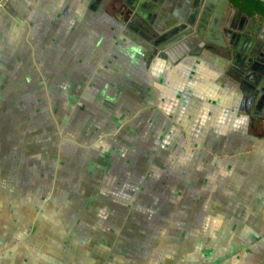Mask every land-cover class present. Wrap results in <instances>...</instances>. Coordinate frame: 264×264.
Here are the masks:
<instances>
[{
    "label": "rangeland",
    "instance_id": "rangeland-1",
    "mask_svg": "<svg viewBox=\"0 0 264 264\" xmlns=\"http://www.w3.org/2000/svg\"><path fill=\"white\" fill-rule=\"evenodd\" d=\"M57 10L53 12L56 13ZM70 15L74 17V11L65 10L62 11L61 17L66 16L67 18ZM2 29L5 31L4 35L0 32L2 40H7L10 33L9 28L4 25ZM20 33V36H23L21 42L26 44L28 51L31 44L32 52H27L26 57L23 59L15 55L4 56L0 61V78L4 80H0V83L4 81L7 84H13L16 77L20 75L29 76L27 72L29 70L30 73L37 75L39 78L37 87L43 91L41 93H37L39 91L33 92L29 103L34 105L36 110L22 116L26 105L24 107L14 103L3 104L5 102L2 99L4 95L1 94L7 90L8 86L0 87V169L3 173L0 174V186L8 187L9 191L11 190L13 193L6 194L5 200L18 203L17 199L19 198L20 205L19 203L18 205L13 203L16 208V216L29 217H35L38 214V209L41 208L40 206L45 207L46 216H49L51 208L55 209L56 199H58V202L63 203L74 202L73 212L68 210L69 206L67 205L65 210L62 211L63 214L68 212L66 216L89 219L92 213L89 199L92 195L96 197L97 202L106 200L109 196L114 197V204L117 206L111 213L109 212L108 217L113 221L108 223L113 224L111 226L114 227L113 232L116 235L125 234L126 241L123 242V245L119 241L120 237L114 238L110 249L112 250L116 248V245L121 244L125 251H133L131 246L136 245L137 250L134 252L143 260H146L144 263H147L148 259L150 260L152 257H150L151 251L149 249H157L152 260L156 259L158 264H163V253L166 254L167 251L173 253L181 248V245L176 244L175 241L179 242L180 236L178 235L182 231L184 214L188 216L191 225L194 227L197 224L194 220L201 218L198 205H195L194 202L189 204L188 210L183 207L187 203L184 200L186 201L189 195L202 203V193L198 191V182L201 183L202 178L199 173H194V171L200 160L205 156L202 154L196 155L195 153L201 148L211 157H217L216 155L220 152L233 155L238 151L239 155H242L248 151L252 152L253 149L255 151L258 148L257 144L253 148L249 145L238 144L237 147L231 145L230 148L222 151L218 147L215 152L213 151L209 140L211 137L217 136L218 131L216 130V122L203 124L205 121L203 119L204 115L201 113L204 104L202 100L203 79L198 73H196V76L201 79V89L198 90L200 87L197 86V92L192 83L191 88L194 92L192 93L190 89L187 90L185 92L187 98L184 100L181 98L180 93L173 99L170 92L156 93V89H154L156 92L140 98V101L135 102L132 100V110L134 111L127 114V117L134 119L137 115V121L133 120L129 123L127 125L128 130L124 132V127L119 126L120 121L116 124L118 119L106 122L108 112L103 108L99 109L94 104H99L97 100L100 97L102 99V96L104 99L110 100L108 95L103 94V91L107 88L105 86L117 87L118 79H116V75L113 78L111 73L99 72L97 74L98 80H95L94 84L90 80L92 76L86 73L89 72L85 70L88 67L85 64L79 65V61L74 72L78 75L82 70H85L84 73L87 77H84L88 80L84 82L83 79L78 78L73 73V59L81 57L73 55V47L76 44L82 43L83 51L81 54L87 57L88 63L94 65L104 63L106 65L109 63V55L106 54L107 50L105 49L110 48L107 41L104 40L102 43L100 38H95L92 43L93 39L87 40L85 31H81L67 47L62 48L60 45L57 47L58 53L60 52L61 55L65 51L70 55L68 63L63 65L61 62H56L55 65H50L51 63H48L50 58L47 59V63H43L41 59L42 50H39V44H35V42H38L36 41L37 38H34L36 35L28 33L26 28ZM72 36H74V32H72ZM94 37L101 36L96 34ZM73 42L76 43L73 44ZM12 47L17 48V45ZM89 48L92 49V55L88 54ZM134 73L129 74L130 77L135 78ZM105 75L110 78V81L106 79ZM132 78L130 79L134 82ZM150 78L156 79L154 77ZM26 81L29 80L26 79ZM153 83L157 84L159 82L154 80ZM83 84L85 88L82 87ZM100 86L104 87L103 91ZM73 88L77 89L78 93H73ZM87 88L91 89L86 93L79 92V89L84 91ZM95 93L97 95L93 96ZM66 94L67 96H65ZM67 97L74 99V101L67 103L64 108L63 105ZM41 99L46 100V108L42 110L38 107ZM4 100L6 99L4 98ZM171 101H175V104L180 108L183 105L185 106L183 112L180 113L179 120L176 118L170 120ZM84 104H87L86 108L84 107V110L76 112L74 115L78 116L79 113H83L85 119L73 125V107L79 110ZM139 105L140 107H135ZM177 106L176 109H178ZM195 106H201V109ZM21 107L24 108L20 111ZM64 109L66 115L61 114ZM157 109L164 113H162L163 117L158 120L152 117L159 113L156 112ZM39 119H43L45 129H41L44 124L39 125L41 122ZM65 119H67L66 122ZM25 120L26 123H24ZM36 121L38 122L35 126L33 123H36ZM88 123L96 127L102 124L103 128L95 129ZM236 123L237 121L231 119L226 126L224 123L221 126V128H224L219 135L222 138L232 135V132L236 130ZM86 125L88 126V134L84 133L86 132ZM60 129L64 133L61 138L59 133L62 132L58 131ZM129 131L133 133L126 136ZM145 131H147L148 136ZM73 134L75 140H73ZM250 136L257 141L260 139L253 133H250ZM50 137L52 138L51 141ZM128 137H131L130 141H127ZM111 138L114 139L111 140ZM134 140L138 142V147L131 142ZM98 141L113 150V154L109 152L111 157L106 152L97 154L89 150ZM193 142L195 148L192 146ZM226 145L227 141L223 146ZM132 146H134V153L137 154L129 156L128 149ZM187 146L188 150L186 151ZM73 149L77 150L74 155L72 153ZM102 163H105V165H101ZM47 169H50V171H47ZM64 174H70L71 176L67 178ZM63 176L65 177L62 180L55 183L56 177L59 179ZM79 176L82 179L76 182ZM59 185L63 189L58 187L59 191H57L55 186ZM107 185H110L108 188L111 192L105 190ZM69 186L74 187L71 189ZM91 186L93 191L89 192ZM80 189L84 191L81 197L80 194L83 192H80V194L77 192ZM1 196L3 197V194ZM12 196L17 199L11 198ZM26 200L28 206L24 205ZM90 220L92 221V219ZM100 221L98 220V222ZM100 226L102 225H99L98 228L93 227V230L89 233L92 236L103 237V230ZM78 227L80 225L76 223L74 229L76 230ZM190 230H193V228ZM249 244L254 243L241 241L238 247L233 245V248L237 249L228 251L227 259L237 258L242 260L244 253L249 251ZM214 249L215 246L208 248L206 250L207 256L209 253L212 254L215 251ZM169 256L167 255L168 259L171 260L172 256ZM173 258L179 261L181 256L176 255ZM166 260L167 258L164 262ZM207 261H211V259H207Z\"/></svg>",
    "mask_w": 264,
    "mask_h": 264
},
{
    "label": "flooded vegetation",
    "instance_id": "flooded-vegetation-1",
    "mask_svg": "<svg viewBox=\"0 0 264 264\" xmlns=\"http://www.w3.org/2000/svg\"><path fill=\"white\" fill-rule=\"evenodd\" d=\"M227 2L228 5H225L222 0H74V17L66 18V16L61 17V10H57L55 3L50 1L43 2L45 9L41 13L15 16L16 11H12V6L7 0H0V32L4 35L5 31L2 29L4 25L10 32L7 40H2L0 35V41L2 40L0 61L7 55H15L23 59L27 52H32L31 44L28 51L26 44L21 42L23 36H20V32L25 28L28 33L36 35L34 38H37L36 41L40 43L35 42V44H39V50H42L41 59L43 63H47V59L50 58L48 62L51 63L50 65H55L56 62H61L63 65L68 63L70 55L66 53L67 51L61 55L57 47L59 45L62 48L67 47L81 31H85L87 40L93 39L92 43L95 38H100L102 43L104 40L107 41L110 48L105 49L106 54L109 55V63L106 65L88 63L87 57L81 54L82 43L76 44L73 47V55L81 57L73 59V73L76 75L74 69L79 61V65L85 64L88 67L85 68L89 71L86 73L93 78H97L99 72L111 73L113 78L116 75L119 105L117 108L114 107L117 114H110V120L107 118L106 122L118 119L116 124L120 121L119 126L126 128L125 131L128 130L127 125L134 120L127 117V114L134 111L132 100L140 101V98L155 92L146 82L144 85H139L141 81H145L148 77L163 75V80L166 83L168 81V84L163 86V91H168L173 96L180 93L181 98L186 99L187 90L194 92L191 88L192 83L195 90L201 85V79L196 76V73L200 74L199 71H204V67L208 65H219L223 68V74L236 84L237 91L242 95L241 104L233 105V110H238V118L240 115L244 118L240 117L236 123L240 127L239 131L236 128L232 135L226 138L218 134L211 137L209 143L213 146L216 144L218 147L226 141L229 147L232 142L244 144L248 133H253L260 138L258 139L260 141L264 138V96L259 103L252 98L251 83L246 75L253 64L252 55L261 53L264 46V18L255 12L252 16L246 14L232 6L229 1ZM55 10H57L56 13L53 12ZM174 13H178V20L175 19ZM174 21L175 26L171 30L166 29V24L169 25ZM218 22L219 26H217ZM177 29L180 30L178 34L172 35L171 32ZM96 34L101 37H94ZM254 41L258 42L257 47L252 45ZM13 45H17V48L12 47ZM90 48L88 54L92 55ZM182 55L185 57L180 62H175ZM85 70L76 75L84 82L88 80L85 78L87 77ZM27 72L29 76L13 77L16 80L13 84H7L4 81L0 83V87L8 86L5 94H1L4 95L3 104L14 103L24 107L26 105L22 116L36 110L35 106L29 103L33 92L43 91L37 87V80H39L37 75L30 73L29 70ZM170 72L173 74L171 75ZM131 73L135 74L134 82L130 79ZM26 79L29 81L25 82ZM0 80L4 79L0 78ZM200 89L201 87L198 90ZM262 91H264V84ZM79 92H81L80 89ZM73 93H78L77 89L73 88ZM41 100L38 106L40 110L46 108V103L43 99ZM73 101L74 99L70 98L69 103ZM110 101L113 102V99ZM171 105L177 106L175 101H171ZM110 106L113 107V105ZM24 107H21L20 111ZM63 113L66 115L65 111ZM39 120L41 121L39 125L44 124L43 119ZM37 122L33 125L36 126ZM43 128L45 129V124L41 129ZM216 130L218 133L222 132L217 124ZM58 131L62 132L59 134L64 135L62 130ZM128 135H130L129 132ZM51 139L50 137V141ZM226 148L223 146L222 150ZM200 152L203 150L200 149ZM236 153L239 154L238 151L234 154ZM0 174H3L1 169Z\"/></svg>",
    "mask_w": 264,
    "mask_h": 264
},
{
    "label": "crops",
    "instance_id": "crops-1",
    "mask_svg": "<svg viewBox=\"0 0 264 264\" xmlns=\"http://www.w3.org/2000/svg\"><path fill=\"white\" fill-rule=\"evenodd\" d=\"M46 1L55 3L56 9L61 10V12L65 10L74 11V0H7L12 6V11H16L15 16L19 14L25 15L26 13H41V10L43 9V12L45 9L43 2ZM204 69V71H199L202 74L198 73L203 79L204 87H202V90H204L202 91L204 104L202 105L201 113L204 115L203 119L205 121L203 122L201 120V122L204 125H207L208 122H216L222 131L223 127L221 128V126L229 122L230 119L235 121L240 120L241 115L238 118V110H233V105H239L242 95L237 91L236 84L223 74V68L219 65H208ZM170 73L171 75L173 74L172 72ZM162 76H154L156 79L148 77L145 81H141L139 85H144L146 82L149 88L156 89V93L166 92L163 91V86H166L168 81L166 83ZM106 79L110 81L109 77H106ZM90 80L95 84V80H98V78H93L92 76ZM154 80H157L159 83H153ZM100 88L102 91L104 90V87L100 86ZM105 88L103 94L108 95L110 100L115 96L113 99L115 104L109 102L110 100L104 99L103 96L102 99L101 97L98 98L97 101L99 104H94L99 109H105L109 114L106 116V119L109 118L110 120V114H117L114 107L116 106L117 108L119 105L117 102V96L119 95L117 87L111 88V86H105ZM87 91L89 89H85V93ZM82 92L84 91L81 90L80 93ZM96 95L97 93L93 96ZM173 98H176V96L174 95ZM182 99L184 100V98ZM69 100L70 98L67 97L63 105L64 108L69 103ZM44 103H46L45 100ZM86 105L84 104L79 110L73 107V125L85 119L83 113H79L78 116L74 115V113L84 110ZM175 107L172 106L171 113L169 114L170 120L172 118L179 120L180 113L183 112L185 106L183 105L181 108L177 106L178 109ZM196 108L201 109V106ZM156 112L159 113L152 117L157 120L163 117V111L157 109ZM61 114L65 115L63 112ZM60 118L63 117L60 116ZM243 118L241 117V119ZM134 120L137 121V115L134 117ZM92 127L95 129L103 128L102 124L97 127ZM86 128V132L84 133L88 134L87 125ZM236 128L238 131L240 130L239 126H236ZM129 133L132 134L133 132L129 131ZM145 133L148 136L147 131ZM135 134L137 135V133ZM247 135V141L244 144L249 145V147L251 146V148L257 144L258 148L255 151L253 149L252 152L248 151L242 155L238 153L233 155L222 154L220 152L216 155L218 158L207 155V152L204 150L200 152L201 148L195 153L196 155L202 154L205 156L200 160V163H198L194 171V173H199L202 178V182H198V191L202 193V203H199L198 200H195L193 197L191 198L189 195L187 200H184L187 203L183 207L188 210L189 204L194 202L195 205H198L201 218L194 220L197 223L196 227H194L191 225V220L188 216L184 214L182 231L178 235L180 239L178 240L179 242L175 241L176 244L181 245V248L173 253L171 251H167L166 254L163 253V264H174L177 262L181 264H264V138L257 141L249 133ZM59 136L61 138L63 135L59 134ZM130 138L128 137L127 141H130ZM113 139L111 138V140ZM73 140H75L74 134ZM109 142L111 144L110 139ZM131 142L136 147L139 146L136 140ZM210 145L215 152L218 146L216 144L214 146L213 144ZM223 145H220V151H222ZM230 145L237 147L238 144L232 142ZM192 146L195 148L194 142ZM133 147L128 149L129 156L137 154L134 153ZM226 147L228 148L229 144ZM89 150L97 154L101 152H106L108 155L110 153L113 154V150L103 145L101 141H98L97 144L94 143L93 147L89 148ZM187 150L188 146L186 148ZM72 152L74 155L77 150L73 149ZM110 155L109 157H111ZM121 159L123 158L121 157ZM101 165H105V163ZM64 175L67 178L71 176L70 174ZM65 176L59 179L56 177L55 183L62 180ZM81 179L80 176L77 177L76 182ZM60 186H55L57 187V191H59L58 187L63 189ZM74 186L69 187L72 189ZM108 187L110 185L105 186V190L111 192ZM10 191L8 187L4 188L0 186V264H143L146 261L134 252L137 250L136 245L131 246L133 247V251H125L120 242L122 244L123 242L125 243L126 235H116L113 232L114 227L111 226L113 224L108 223H112L113 221V219L108 217V214L117 206L114 204V197L109 196L106 200L97 202L96 197L92 195L89 199L92 209L91 218L89 219L85 217L79 219L76 216H66L68 212L63 214L62 211L68 205V210L73 212L74 202L63 203L58 202V199H56L57 202L54 204L56 205L55 209L51 208L49 216H46L45 207L40 206L41 208L37 211L38 214L35 217H29L16 216L15 204L18 205L19 203L20 205L21 202L19 198L17 199L14 196L11 198L14 197L13 199H17L18 203L13 202L15 203L13 204L10 201L7 202L5 196L6 194L10 195L12 193ZM85 191L87 190L85 189ZM92 191L93 187L91 186L89 192ZM77 192L79 194L83 192L80 194V197L84 194L82 189ZM1 194H3V197ZM24 205L28 206L27 200ZM98 220L101 221L98 222ZM237 222L239 224H236ZM76 223L80 227L75 230ZM99 225H102L100 228L103 230L102 233L104 236H92L89 232L93 230V227L98 228ZM192 228L193 230H190ZM118 237H120V245H116V248L111 250V242L114 238L116 239ZM134 240L136 241L135 238ZM241 241L253 242L254 244H249V251L244 253L242 260L237 258L233 260L227 259L228 251L237 249L233 248V245L238 247ZM224 244L225 247L223 248ZM213 246H215V251L212 254L209 253L211 256H207L206 250ZM149 251H151L150 257H152L144 264H158L156 259L152 260L157 249H149ZM167 255H170L169 257L172 256L171 260L168 259ZM176 255L181 256L179 261L173 258ZM166 258L167 260L164 262ZM207 259H211V261H207Z\"/></svg>",
    "mask_w": 264,
    "mask_h": 264
},
{
    "label": "water",
    "instance_id": "water-1",
    "mask_svg": "<svg viewBox=\"0 0 264 264\" xmlns=\"http://www.w3.org/2000/svg\"><path fill=\"white\" fill-rule=\"evenodd\" d=\"M261 1L264 2V0H261ZM222 2L225 5H228V2L226 0H222ZM174 17H175V19L178 20V13H174ZM183 19H184V16H183ZM183 19H182V21H183ZM219 24L220 23L218 22L217 26H219ZM174 26H175V21L170 23L169 25L166 24L165 27H166V29H170L171 30ZM179 31L180 30L177 29L174 32H171V34L172 35L173 34L176 35V34H178ZM219 36H220V34H219ZM257 44H258V42L254 41V43L252 45H256V47H257ZM256 50H257V48H256ZM191 55H193V54H191ZM184 57H185V55H182L177 60H175V62H177V63L180 62V60H182ZM252 58H253V61H252L253 64H252L251 69L248 71V74L246 75V78L248 80H250V83H251L250 86L252 87V90H251L252 98L256 99V101H258L257 103H259V100L262 101V96H264V91H262V87H263V84H264V46H263V48L261 50V53L257 52V54L252 55Z\"/></svg>",
    "mask_w": 264,
    "mask_h": 264
},
{
    "label": "trees",
    "instance_id": "trees-1",
    "mask_svg": "<svg viewBox=\"0 0 264 264\" xmlns=\"http://www.w3.org/2000/svg\"><path fill=\"white\" fill-rule=\"evenodd\" d=\"M236 9L250 14L251 16L255 12L256 14L264 18V2L261 0H227Z\"/></svg>",
    "mask_w": 264,
    "mask_h": 264
}]
</instances>
